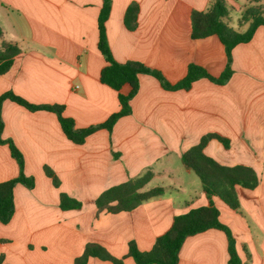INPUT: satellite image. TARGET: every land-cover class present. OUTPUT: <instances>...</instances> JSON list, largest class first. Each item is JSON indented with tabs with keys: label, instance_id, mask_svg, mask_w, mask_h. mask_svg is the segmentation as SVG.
Instances as JSON below:
<instances>
[{
	"label": "crops",
	"instance_id": "crops-1",
	"mask_svg": "<svg viewBox=\"0 0 264 264\" xmlns=\"http://www.w3.org/2000/svg\"><path fill=\"white\" fill-rule=\"evenodd\" d=\"M227 1L233 12L241 10L237 0ZM0 2V49L3 42L21 49L11 69L0 75V95L12 91L33 104L64 105V115L78 129L101 124L120 110L117 92L100 81L107 64L97 46L102 0ZM132 2L140 10L136 29L129 30L124 17ZM211 2L112 0L106 32L114 59L142 62L171 83L183 79L191 63L220 76L227 55L218 36H191L192 10L205 11ZM230 18L236 29L247 28L231 13ZM232 59L234 72L223 85L201 78L189 90L172 91L155 77L140 74L132 113L120 118L112 132L98 130L82 145L66 137L56 113L30 111L5 100L2 138L22 152L24 173L35 178V186L16 185L14 215L8 224L0 222L4 263L74 264L88 243L117 258L128 254L130 242L141 251L151 250L174 216L208 205L199 177L184 165L182 154L215 133L227 138L230 147L213 139L205 148L208 156L227 166H250L259 175L255 190L237 187L239 210L218 197L213 201L236 239L243 264H264V26L250 42L233 49ZM129 91V85L122 89L124 94ZM45 166L59 177V188L45 175ZM147 171L153 177L145 189L161 186L164 195L131 211L98 214L100 194ZM18 175L9 146L0 144V182ZM62 192L82 208L63 210ZM97 260L91 257L87 264H99ZM228 261L226 234L210 229L185 240L178 264ZM125 262L136 264L131 257Z\"/></svg>",
	"mask_w": 264,
	"mask_h": 264
},
{
	"label": "trees",
	"instance_id": "trees-1",
	"mask_svg": "<svg viewBox=\"0 0 264 264\" xmlns=\"http://www.w3.org/2000/svg\"><path fill=\"white\" fill-rule=\"evenodd\" d=\"M260 2L261 0H251V4L243 11L239 24L241 26L248 24L243 31L232 26L230 13L233 8L229 6L227 0H212L210 7L205 11L192 10L190 16L192 38L201 39L212 35L218 36L226 50V67L220 76L214 77L204 67L191 63L186 76L176 83H171L162 72L150 68L142 62L130 60L121 63L114 59L106 32V22L111 13L112 0H102V7L98 16L99 39L97 46L107 64L101 71L100 81L117 92L121 108L101 124L78 129L74 119L64 115V105L33 104L12 91L0 95V144L9 146L11 155L19 166L17 177L0 182V222L8 224L14 215V189L16 185L21 183L30 189L35 186V178L24 173L22 152L12 140L2 138L4 129L2 105L5 100L9 99L16 102L30 111L44 110L56 113L66 137L74 144L82 145L90 135L98 130L106 129L112 132L114 125L120 118L132 113L130 102L139 91L140 74H149L155 77L164 89L172 91L189 90L193 83L201 78H208L220 85L227 83L234 72L232 68L233 49L241 43L250 42L257 28L264 26V6ZM139 10L137 2H132L128 6L124 23L129 30L136 29ZM2 33L0 28V37H2ZM20 53L21 49L17 44L2 43L0 75L6 74L11 69L16 56ZM125 85L130 86V91L127 94L122 93ZM213 139L218 140L225 148L230 147L227 138L219 134L209 133L204 135L198 144L190 147L182 154L184 165L199 177L203 192L209 200L208 205L193 208L187 213L174 216L171 227L157 237L149 251H141L135 242H130L128 254L122 258H117L112 256L103 246L88 243L83 254L75 259L74 264H87L91 257L107 262V264H126L125 259L128 257L133 258L136 264H178L179 254L185 240L210 229H217L226 234L229 253L228 264H243L236 249V239L231 229L221 222L220 211L215 206L213 199L218 197L231 209L239 210L240 201L237 187L255 190L260 183V178L250 166L241 164L227 166L208 156L205 148ZM44 173L51 179L56 188L60 187V179L52 168L45 166ZM152 177L153 173L147 171L140 177L131 178L105 190L95 202L98 214L104 211L107 213L131 211L146 201L164 195L166 188L161 186L145 189ZM82 205L80 201L68 194L60 193V207L63 210L81 209ZM0 264H6L3 256L0 257Z\"/></svg>",
	"mask_w": 264,
	"mask_h": 264
},
{
	"label": "rangeland",
	"instance_id": "rangeland-1",
	"mask_svg": "<svg viewBox=\"0 0 264 264\" xmlns=\"http://www.w3.org/2000/svg\"><path fill=\"white\" fill-rule=\"evenodd\" d=\"M235 3H237L240 7H241V10L240 11H235V12H231L232 14V18L233 20L238 23V21L240 20V16L242 15L243 11L245 10V8H247L250 4H251V0H237L235 1ZM263 6H264V0H261L260 2ZM3 4L0 2V8ZM239 26H241L239 23H238ZM97 262L99 264H104V262H101L99 260H97Z\"/></svg>",
	"mask_w": 264,
	"mask_h": 264
}]
</instances>
